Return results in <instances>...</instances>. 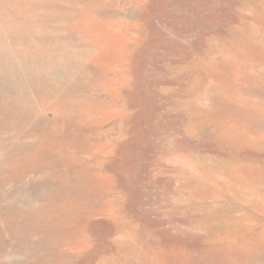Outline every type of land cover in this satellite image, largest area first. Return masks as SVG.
Here are the masks:
<instances>
[{"label": "rangeland", "instance_id": "obj_1", "mask_svg": "<svg viewBox=\"0 0 264 264\" xmlns=\"http://www.w3.org/2000/svg\"><path fill=\"white\" fill-rule=\"evenodd\" d=\"M49 6L78 88L0 95V206L41 209L0 215V264H264V0Z\"/></svg>", "mask_w": 264, "mask_h": 264}, {"label": "bare ground", "instance_id": "obj_2", "mask_svg": "<svg viewBox=\"0 0 264 264\" xmlns=\"http://www.w3.org/2000/svg\"><path fill=\"white\" fill-rule=\"evenodd\" d=\"M52 1L54 0H0V95L6 96L8 103L12 101L13 105L20 109L25 107V104L29 106V103H31L32 94H30V88L32 86L35 87L37 94L42 99L69 95L78 88L75 82L69 78L71 74L75 75L77 69L67 64L66 58L70 54L77 55L80 52L70 45L72 44L71 42H67V38L65 39L63 36L59 38L48 36L47 31L52 26L54 31L62 30L65 33V29L71 30L74 27L81 30L82 25L74 23L79 19L77 15L66 12L54 16L47 11V17L45 15L44 17L35 18L37 16L35 12L38 11L36 9H47ZM35 29H40L42 34L34 32ZM5 33L8 34L9 38L4 36ZM66 36L68 37V35ZM10 44L13 45V48L10 47ZM59 46L62 48L60 49ZM54 47L59 48L60 51L53 53ZM40 49L46 51L40 54V60L35 62V60H32L31 54ZM50 51L52 54H50ZM21 60L23 62H20ZM15 63H20L28 72L26 77L23 69H20L21 65L17 66ZM75 64H78L76 67H83L82 63ZM18 92L19 94L12 98H8L6 94H17ZM197 167L199 168V165ZM23 171H25V168ZM170 207L180 208L179 206ZM183 209L190 211V213L196 212L193 207ZM237 209L238 206H230L226 215L235 216ZM40 210L32 205L25 207L8 206L6 210L0 206V215L7 220L13 221L14 217L18 218L19 214L32 215ZM195 215L197 216L198 214ZM196 216L192 215L191 218L202 223L210 220V215L206 214L204 210H202L200 217ZM130 233L132 239V232ZM147 250L146 247L142 249V251ZM2 251L3 249L0 250V254ZM127 251L133 254L137 251V248L133 243H130Z\"/></svg>", "mask_w": 264, "mask_h": 264}]
</instances>
